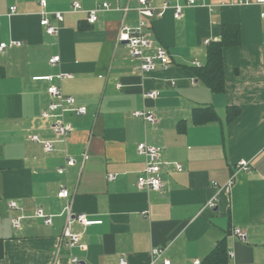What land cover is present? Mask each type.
<instances>
[{
  "label": "crops",
  "instance_id": "obj_1",
  "mask_svg": "<svg viewBox=\"0 0 264 264\" xmlns=\"http://www.w3.org/2000/svg\"><path fill=\"white\" fill-rule=\"evenodd\" d=\"M187 1L149 4L175 7ZM196 1L180 20L172 8L151 19L154 48L147 54L162 45L171 64L144 73L140 61L118 42L123 23L138 24L135 11L123 12L137 8L138 0H47L50 13L64 14L56 37L40 25L39 0H0V44H23L0 54L5 72L0 78V239L5 251L0 264H69L71 256L82 264H120L121 259L150 264L154 248L164 249L163 257L172 264H208L209 259L264 264V9L240 0ZM75 2L83 11L73 12ZM104 3L111 10L100 12L90 25L86 12ZM11 7L17 12L9 17ZM227 24L241 27L242 43L224 49L225 90L217 94L199 81L194 68L206 64L209 42L219 41ZM54 57H60L56 66L50 64ZM59 74L71 78L35 80ZM51 85L60 86L87 113L68 117L74 132L47 154L30 138L55 139L53 121L42 117ZM149 91L159 95L146 99ZM232 107L241 114L228 123ZM195 108H211L218 118L196 124ZM143 110L153 112L156 122L133 116ZM142 143L161 148L163 161L184 166L182 172L163 168L167 189L162 193L137 188L144 170L137 152ZM68 158L75 166L66 167ZM242 160L251 166L249 172L237 168ZM63 167L66 173L60 175ZM111 174L118 175L116 181H108ZM232 177L230 192L212 187H224ZM63 186L70 193L67 200L57 196ZM214 199L217 207L209 208ZM66 206L101 222L71 225L87 251L67 246ZM38 208L53 218L50 226L35 216ZM18 217H24L21 229L13 226ZM237 228L247 234L245 241L233 235ZM222 242L225 255L215 253Z\"/></svg>",
  "mask_w": 264,
  "mask_h": 264
},
{
  "label": "built area",
  "instance_id": "obj_2",
  "mask_svg": "<svg viewBox=\"0 0 264 264\" xmlns=\"http://www.w3.org/2000/svg\"><path fill=\"white\" fill-rule=\"evenodd\" d=\"M41 6V27L46 33L52 37H56L59 34L60 24L64 21V14L62 12L50 13L47 10V0H39ZM241 5H258L264 9V0H240ZM197 6L196 0H188L185 6L176 5L170 7L168 3H165L161 8H154L149 4V0H138V7L135 9L127 8L123 12L125 15L130 11H135L139 15L138 24L136 26H129L125 23L122 24L118 42L124 44L129 50L131 56L140 61V70L144 73H150L157 70L159 67L166 68L171 64V58L168 54L167 49L164 46L157 45L152 55H148L147 51L153 49V43L150 40V21L151 19L162 18L166 11L170 8L174 10V18L180 20L183 17V10L185 7ZM111 5L104 3L97 8L87 11V22L90 25H94L98 22V14L102 11H110ZM120 10V9H118ZM81 4L75 2L73 4V12H81ZM17 8L11 7L8 14L9 17L16 14ZM262 18H264V10L262 12ZM21 42L11 41L9 43L0 44V54H4L5 50L13 47H21ZM60 62V57H54L50 60L52 66H56ZM199 67V64L195 63ZM66 78H71L67 74H59L56 77H41L35 80H45L54 82L55 80L62 81ZM50 98V103L47 109L42 113V117L46 120H52L53 124L51 130L55 136L54 140L43 141L39 136H31L30 140L35 143L42 145L45 153L50 154L56 150L58 143H64L66 139L74 132L72 123L68 121L70 115H85L87 109L85 107H79L76 104V100L73 97H68L63 94V91L58 85H51L47 90ZM158 92L149 91L144 94L146 99H156ZM135 118L143 119L147 123H155L156 117L153 112L150 111H136L133 113ZM138 155L144 158V170L142 175L138 178L137 188L139 190L147 192L162 193L167 189V183L164 182L162 172L164 167H173L177 172L184 171V166L176 162H165L162 160L163 150L159 147L142 143L137 147ZM76 161L73 158H68L66 167L75 166ZM66 167L59 169L60 175H65ZM251 166L246 161H240L237 168L244 172H249ZM118 175L111 174L108 176V181H116ZM235 183V177H232L229 182L220 187L217 183H213L212 187L217 190L225 189L230 192ZM59 199L67 200L70 193L66 187H61L58 193ZM12 208H18L16 203H11ZM209 208H216L217 202L214 199L210 201ZM63 215L66 216V230L64 232V238L67 241V246L70 250L79 249L84 252L87 251V246L82 242L83 237L81 234H73L71 232V225L74 222H78L84 227L101 224V222L89 221L86 215H76L72 212L70 206H66L63 211ZM147 215V214H144ZM35 216L44 221L47 226L53 223V218L44 214L41 208H38ZM24 217H18L13 219V226L15 229H21V220ZM233 235L242 241H245L247 234L241 229L237 228L233 231ZM165 250L162 248H154L151 251L152 261L150 264H157L161 261L162 264H172L171 260L164 258L163 255ZM69 264H82V261L75 256H71ZM120 264H129L126 259H121ZM193 264H202L200 260H195Z\"/></svg>",
  "mask_w": 264,
  "mask_h": 264
},
{
  "label": "trees",
  "instance_id": "obj_3",
  "mask_svg": "<svg viewBox=\"0 0 264 264\" xmlns=\"http://www.w3.org/2000/svg\"><path fill=\"white\" fill-rule=\"evenodd\" d=\"M242 43L241 27L236 24H227L222 26L221 39L211 41L208 44L207 61L204 66L195 67L194 72L199 81L205 84L213 93H223L225 90V72L223 52L225 48L238 47ZM4 69L0 67V78L4 77ZM241 114V110L232 107L227 109V122H234ZM196 124H207L217 120V115L211 108H195L193 112ZM182 130V129H181ZM227 252L226 243L222 242L215 253L225 255ZM5 255L4 243L0 239V260ZM216 255L212 256L214 259ZM208 264H216L208 260Z\"/></svg>",
  "mask_w": 264,
  "mask_h": 264
}]
</instances>
